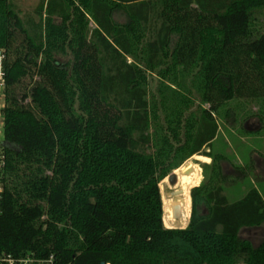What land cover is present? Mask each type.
Returning <instances> with one entry per match:
<instances>
[{"label": "trees", "instance_id": "obj_1", "mask_svg": "<svg viewBox=\"0 0 264 264\" xmlns=\"http://www.w3.org/2000/svg\"><path fill=\"white\" fill-rule=\"evenodd\" d=\"M263 12L264 0H38L29 14L0 0V254L264 264V237L240 236L264 223V199L251 187L229 201L211 153L216 112L264 99ZM155 71L171 76L156 95ZM191 87L207 105L198 113ZM194 154L211 157L209 178L190 189L186 226L166 227L159 183Z\"/></svg>", "mask_w": 264, "mask_h": 264}, {"label": "rangeland", "instance_id": "obj_2", "mask_svg": "<svg viewBox=\"0 0 264 264\" xmlns=\"http://www.w3.org/2000/svg\"><path fill=\"white\" fill-rule=\"evenodd\" d=\"M38 0H15L20 12H33ZM123 21L122 17H117ZM257 29H264V12L258 15ZM147 84L150 94L156 95L161 82L171 84V76L161 78L160 74L147 72ZM185 79L190 87V78ZM193 104L191 110L198 113L202 107L199 95L191 87ZM181 90V88H180ZM0 88V138L2 137L3 94ZM162 110L159 116L163 118ZM219 123L217 137L212 142L213 156L222 155L219 161L224 174L221 182L229 201L236 200L251 187H255L264 199V99H233L225 103L214 115ZM211 157L194 154L178 168L172 170L171 180L167 175L159 183L163 202V223L166 227H184L188 223L191 199L190 189L206 182L211 172ZM200 212L206 213L204 206ZM242 238L257 246L264 237V223L257 227L245 228L240 232Z\"/></svg>", "mask_w": 264, "mask_h": 264}, {"label": "built area", "instance_id": "obj_3", "mask_svg": "<svg viewBox=\"0 0 264 264\" xmlns=\"http://www.w3.org/2000/svg\"><path fill=\"white\" fill-rule=\"evenodd\" d=\"M6 59V53L4 48L0 47V88H3L5 80V68L4 63ZM6 166V155L4 150L3 138H0V212H1V200L4 191L3 177ZM52 264V256L50 255L46 259H35L31 254H26L23 257H15L11 254L1 253L0 264Z\"/></svg>", "mask_w": 264, "mask_h": 264}, {"label": "water", "instance_id": "obj_4", "mask_svg": "<svg viewBox=\"0 0 264 264\" xmlns=\"http://www.w3.org/2000/svg\"><path fill=\"white\" fill-rule=\"evenodd\" d=\"M172 177H173V174H170V175L168 176V179L171 180ZM100 264H104V262H101Z\"/></svg>", "mask_w": 264, "mask_h": 264}]
</instances>
